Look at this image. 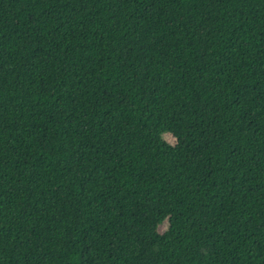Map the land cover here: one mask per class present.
Here are the masks:
<instances>
[{"label":"trees","instance_id":"1","mask_svg":"<svg viewBox=\"0 0 264 264\" xmlns=\"http://www.w3.org/2000/svg\"><path fill=\"white\" fill-rule=\"evenodd\" d=\"M0 264H264V0H0Z\"/></svg>","mask_w":264,"mask_h":264}]
</instances>
